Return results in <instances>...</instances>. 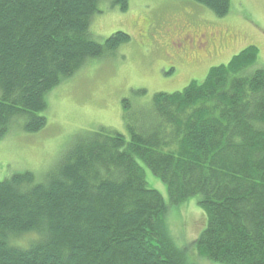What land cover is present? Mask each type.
<instances>
[{
	"label": "trees",
	"instance_id": "obj_1",
	"mask_svg": "<svg viewBox=\"0 0 264 264\" xmlns=\"http://www.w3.org/2000/svg\"><path fill=\"white\" fill-rule=\"evenodd\" d=\"M187 1L218 18L230 5ZM107 3L128 7L0 0V139L21 119L25 133L42 130L45 96L129 41L123 32L103 43L91 35ZM256 57L248 46L202 82L154 94L138 119L124 112L128 137L106 128L79 134L40 181L30 172L1 181L0 264H264V68L249 72ZM143 169L165 185L168 205ZM191 198L203 229L179 247L167 216Z\"/></svg>",
	"mask_w": 264,
	"mask_h": 264
},
{
	"label": "rangeland",
	"instance_id": "obj_2",
	"mask_svg": "<svg viewBox=\"0 0 264 264\" xmlns=\"http://www.w3.org/2000/svg\"><path fill=\"white\" fill-rule=\"evenodd\" d=\"M98 8L102 13L90 25L93 38L103 43L112 34L123 32L129 41L100 58L88 59L45 96L46 125L42 130L28 134L21 128L22 119L13 123L0 139V182L24 172L40 181L83 132L106 128L128 137L124 112L138 119L147 112L154 94L181 91L192 81L202 82L210 68L226 65L248 46L257 49L249 72L264 68V0H230L229 11L222 18L187 0H128L125 12L109 3ZM205 33L207 50L196 59V54L186 52L183 38ZM168 64L175 67L170 78L163 74L169 71L165 69ZM123 100L130 103V111H125ZM143 171L147 187L159 192L168 205L165 185L147 169ZM203 224V213L194 198L172 207L167 216L179 247L196 239ZM30 239L33 236L19 243L25 246ZM193 261L210 264L198 258Z\"/></svg>",
	"mask_w": 264,
	"mask_h": 264
},
{
	"label": "flooded vegetation",
	"instance_id": "obj_3",
	"mask_svg": "<svg viewBox=\"0 0 264 264\" xmlns=\"http://www.w3.org/2000/svg\"><path fill=\"white\" fill-rule=\"evenodd\" d=\"M207 39H208V36H207ZM183 42H186V43L194 42L195 43L194 52L196 53H200L207 48L206 35L204 34H193V36L190 35L189 39L187 40L183 38ZM188 46L186 47V50H188L191 47L190 44Z\"/></svg>",
	"mask_w": 264,
	"mask_h": 264
},
{
	"label": "crops",
	"instance_id": "obj_4",
	"mask_svg": "<svg viewBox=\"0 0 264 264\" xmlns=\"http://www.w3.org/2000/svg\"><path fill=\"white\" fill-rule=\"evenodd\" d=\"M212 14V13H211ZM213 15V14H212ZM205 18L206 19H208V16H205ZM209 20V19H208ZM205 23H206V21H204ZM204 35H206V33L204 34ZM186 46H188L189 44L191 45V47L187 50V52H192V51H194V46H195V43L193 42V43H184ZM189 47V46H188ZM206 50H207V48L205 49V50H203L202 52H200V53H198V54H202V53H205L206 52ZM194 53H196V52H194Z\"/></svg>",
	"mask_w": 264,
	"mask_h": 264
},
{
	"label": "bare ground",
	"instance_id": "obj_5",
	"mask_svg": "<svg viewBox=\"0 0 264 264\" xmlns=\"http://www.w3.org/2000/svg\"><path fill=\"white\" fill-rule=\"evenodd\" d=\"M186 42H187V41H186ZM186 42H185V43H186ZM115 132H116V131H115Z\"/></svg>",
	"mask_w": 264,
	"mask_h": 264
}]
</instances>
